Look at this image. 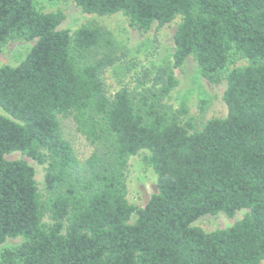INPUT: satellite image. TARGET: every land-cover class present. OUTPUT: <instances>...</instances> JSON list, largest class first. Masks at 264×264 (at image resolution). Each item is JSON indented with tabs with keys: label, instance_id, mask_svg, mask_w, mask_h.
Wrapping results in <instances>:
<instances>
[{
	"label": "trees",
	"instance_id": "1",
	"mask_svg": "<svg viewBox=\"0 0 264 264\" xmlns=\"http://www.w3.org/2000/svg\"><path fill=\"white\" fill-rule=\"evenodd\" d=\"M69 1L89 15L120 13L139 32L179 18L172 68L192 58L208 82L225 81L226 116L200 130L181 123L162 104L176 86L170 68L150 89L108 95L103 74L118 58L107 32L85 24L70 33L59 29L61 11L0 0V48L35 41L18 66L0 68V245L22 238L0 250V264H261L264 0ZM57 116L71 117L93 147L83 163ZM142 150L157 190L137 208L125 197V171ZM13 152L46 165L45 202L34 168L5 159ZM241 210L225 229L192 226Z\"/></svg>",
	"mask_w": 264,
	"mask_h": 264
},
{
	"label": "rangeland",
	"instance_id": "2",
	"mask_svg": "<svg viewBox=\"0 0 264 264\" xmlns=\"http://www.w3.org/2000/svg\"><path fill=\"white\" fill-rule=\"evenodd\" d=\"M43 13L61 11L64 20L59 26L61 30L74 32L80 26L93 24L107 32L112 42V53L118 58L117 62L106 69L103 81L108 95H113L121 89L135 94L143 89H150L153 79L163 68L171 69L176 80V86L164 97L162 104L166 109L177 114L181 123L190 121L194 130H200L206 121L212 118H224L226 106L222 100L226 88L225 81L212 84L203 78L196 62L188 58L183 66L172 68L174 52L173 34L179 23V18L163 27L153 24L147 32H139L129 26L127 18L120 13L107 16H96L83 13L78 6L69 0L54 2L36 0ZM35 41L17 40L8 42L0 48V68L3 66L16 67L27 56ZM240 61L236 66L245 65ZM184 111V113H182ZM0 114L5 115L0 109ZM63 138L71 145L80 163L93 151L89 142L79 134L71 117L57 116ZM149 152L140 151L127 161L125 171V197L130 205L142 208L150 197L156 193L157 177L153 169L146 164L145 157ZM8 161L23 160L34 168L35 182L42 201L49 195L45 191L44 174L46 165L35 161L19 152L5 155ZM246 213L238 211L232 218L223 214L204 216L196 220L192 226L204 232H212L232 226ZM136 216H132L131 222ZM43 221L49 223L47 215ZM22 242V238L7 239L2 248H13ZM264 264V261L261 263Z\"/></svg>",
	"mask_w": 264,
	"mask_h": 264
}]
</instances>
